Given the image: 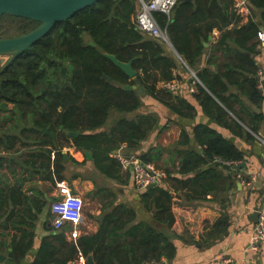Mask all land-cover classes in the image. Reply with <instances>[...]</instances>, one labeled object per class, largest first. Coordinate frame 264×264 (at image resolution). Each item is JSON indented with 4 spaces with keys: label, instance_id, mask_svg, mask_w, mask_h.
Wrapping results in <instances>:
<instances>
[{
    "label": "trees",
    "instance_id": "1",
    "mask_svg": "<svg viewBox=\"0 0 264 264\" xmlns=\"http://www.w3.org/2000/svg\"><path fill=\"white\" fill-rule=\"evenodd\" d=\"M252 1L264 8V0ZM138 4L139 0H100L71 18L57 22L32 48L0 69V111L8 112V104H13L11 114L20 122H25L23 127L16 124L14 128L21 129L22 134L35 133L38 138L41 136V151L38 154L48 157L42 166L49 167V170L53 166L57 181L66 179L63 152L66 146H74L81 151L92 150L94 164L101 173L109 178L126 181L121 162L110 153L122 142L133 147L147 136L156 120L148 116L132 120L123 118L110 133H92L106 124L112 109L128 114L141 107L142 95L139 90L133 87L124 89L122 84L133 86L138 81L146 94L160 99L161 94L171 93L159 89L158 84L175 79L174 70L180 65L186 68L181 63L183 60L196 70L200 83L196 85L199 93L195 97L202 101L206 111L212 115L213 109H217L219 115L225 113L208 90L231 108L219 93V89L227 88L220 76L212 75L208 67L200 70L197 66L200 61L197 58L205 50L208 32L215 25L224 30L220 43L232 40L236 48L227 46L226 49L231 50L235 59L250 63L248 71L251 75L244 81L230 78L231 84H238L252 102L260 104L264 101L257 76L259 67L253 57L258 51L254 45H248L251 39H255V45L258 44L256 40L260 27L251 20L240 28H228L232 20L239 18L235 0H179L173 15L155 13L159 25L167 31L183 59H178L164 41L143 33L137 27L135 18ZM207 14L217 17L218 21L207 23V32L194 42L191 24L204 20ZM7 16L19 19L20 31L17 35L31 31L40 24L32 19ZM261 16L264 20V11ZM90 41L96 45H91ZM107 54L114 55L122 62H130L136 70V77L131 78ZM252 117L258 124L264 120L263 114L252 113ZM250 128L257 132L256 126L250 124ZM68 131L80 133L70 137ZM195 137L204 148L203 154L182 152L180 167L176 171L192 176L185 178L167 171L166 181L170 186L159 183L141 190V202L147 211L153 213V223L136 221V210L125 203L116 204L110 209L104 207L97 219L99 229L94 234L68 241L63 229L48 227L50 234L43 238L32 264H68L69 261L77 260L80 252L85 258L91 256L93 264H158L165 259L172 261L177 253L174 238L185 240V236L179 235L174 229L176 214L173 211V191H176L175 199L182 206H195L206 200L208 193L218 190L217 184L221 179L215 168L202 170L203 165L211 162L216 166H225L215 162L217 157L231 162L245 161V154L235 144L205 125L195 129ZM249 137L253 139L254 135L249 134ZM44 147L46 149H42ZM153 157L158 156L152 150L143 155L142 160L149 163ZM73 163L81 164L75 159ZM233 171L237 172V169L233 168ZM78 176L75 174L69 180ZM103 190L100 189L95 196L104 194ZM16 193L17 190L11 192L9 198L15 199ZM28 197L25 195L26 199ZM36 203L39 204V211L47 205L45 200H36ZM13 211H10L8 222L21 233L12 239L14 256L18 259L33 246L36 225L33 220L24 223L16 221ZM0 212L4 216V188L0 189ZM25 212V216H31L32 205ZM228 224V217L223 213L211 226L206 227L205 236L212 238L220 235ZM0 225L4 231V220ZM9 226L6 224V227ZM67 227L70 228L69 225Z\"/></svg>",
    "mask_w": 264,
    "mask_h": 264
},
{
    "label": "crops",
    "instance_id": "2",
    "mask_svg": "<svg viewBox=\"0 0 264 264\" xmlns=\"http://www.w3.org/2000/svg\"><path fill=\"white\" fill-rule=\"evenodd\" d=\"M139 7L140 3L138 9ZM174 11L173 8L168 16L173 15ZM245 11L244 13L237 11L239 18L232 20L228 25L229 29L240 28L251 20L256 21L260 29L264 28V20L261 16L264 8L258 7L252 0H246ZM215 21H218L217 17L207 14V18L204 20L192 23L194 42H197L207 32L206 24ZM223 31L221 27L213 26L212 31L208 32V40L204 43L205 50L197 58L200 59L197 63L198 69L208 67L211 74L219 75L221 81L227 86L226 89H219V93L227 100L231 108L208 90L224 109L223 115H219L217 109H213V115L207 112L202 101L195 97L199 90L197 87L194 91L192 90V73L197 75L196 70L190 68L182 60L181 63L186 68L183 69L180 65L174 70L176 78L169 81L174 82L177 89L172 91L166 88L165 81L158 84V88L170 92L173 95L172 98L171 94H166V92L161 94L160 99L146 94L145 88L141 85L144 92H140L136 88L142 95V105L139 109L128 114L112 109L106 124L92 132L110 133L111 129L123 118L130 120L139 116L155 118L156 121L152 129L144 139L139 140L133 147L128 146L127 142L119 143L118 148L110 154L113 157V153L118 151L123 155H136L142 160L143 155L153 150V153L158 157H153V161L149 164L165 171L166 177L161 179L160 184L167 186H170L166 181L167 171L178 174L176 171L180 167L182 152L195 151L199 155L203 154L204 148L195 137V129L199 125H205L217 131L245 154V161L240 165L246 163V166L233 167L237 169V172L233 171L232 167L216 166L211 162L202 166V170L215 168L221 175V179L217 184L218 190L208 193L206 200L197 205L190 206V208L182 206L179 200L175 199L176 191H173V211L176 214L174 229L179 235L185 236V240L179 237L174 238L177 253L172 261L163 260L168 264H215L225 258L232 259L233 264H264V250L256 252L248 248L257 220V213L264 202V120L258 124L252 117V113L264 115V101L260 104L252 102L248 94H245L238 84H231L230 78L235 77L237 80L244 81L251 75L248 71L250 63L243 59L242 61L235 59L231 50L226 49L227 46L232 49L236 48L232 40L227 39L223 44L220 43ZM154 38L164 41L169 50L178 56V59H183L168 33L167 39ZM256 41L258 44L255 45V39H251L248 41V45H254L255 50L258 51V54L253 57L255 64L259 67V73V71L264 72V45L259 42L258 38ZM1 58L0 69L5 65L1 62ZM177 75L181 77L178 78ZM257 76L259 77L258 74ZM260 90L264 94V85ZM8 110V112L0 111V189L4 188V216L3 212H0V224L4 220V231L0 225V258H2L0 264H32L40 250L43 238L50 234L48 227H53L51 204L57 196L58 181L53 172V166L50 170L49 167L42 166L43 162L48 161V157L38 154L41 151L39 146L41 136L38 138L35 133L32 135H29L30 133L22 134L21 129L14 128L16 124L23 127L25 122H20L11 114V111L14 110L13 104H8ZM250 124L256 126L257 132L250 128ZM249 134L254 135V138H250ZM7 135L9 136L6 137ZM42 149H46V147ZM86 151L90 152L92 158L86 156ZM63 152L66 164L64 172L66 179L64 180L74 188L78 187V183H82L84 190L89 193L88 195L94 202H97V207L87 212V224L85 227L82 224L80 236L96 233L100 226L97 219L104 207L110 209L119 203H125L136 210V221L154 222L153 213L147 211L141 202V190L145 188L136 184L132 169H129L130 171L123 169L126 181L122 182L105 176L96 168L92 150L81 151L74 146H66ZM54 156L55 153L52 154L53 159ZM73 159L81 164L74 165ZM75 174H79V176L70 181L69 179ZM239 174H242V177H239ZM178 175L187 178L193 174ZM253 177H255L254 180ZM100 189H104V194L95 196ZM15 190H17L15 199H10V193ZM77 191L74 192L81 196L84 195L81 190ZM30 192L32 193L29 195ZM25 195L29 197L26 199ZM36 200H45L47 205L39 211L37 208L39 204L36 203ZM30 204L32 205V215L25 216V209L31 207ZM12 210H14L13 218L16 221L24 223L26 220H33L36 225L33 246L23 257L18 259L14 256L12 239L21 233L8 222ZM223 213L228 217L227 229L220 235L212 236V238L206 237V227L211 226ZM6 224L10 226L6 227ZM63 231L66 239L72 241L67 225ZM207 238L210 239L207 240ZM81 254L80 252V257L77 260L69 261L68 264H88V258Z\"/></svg>",
    "mask_w": 264,
    "mask_h": 264
},
{
    "label": "built area",
    "instance_id": "3",
    "mask_svg": "<svg viewBox=\"0 0 264 264\" xmlns=\"http://www.w3.org/2000/svg\"><path fill=\"white\" fill-rule=\"evenodd\" d=\"M139 1L140 7L135 18L137 27L149 35L167 39V33L159 25L155 13L163 12L169 15L172 9L178 4L179 0ZM235 9L238 12H246V0H236ZM257 38L259 42L264 45V28L258 31ZM192 74V90L194 91L197 83H200V80L195 73ZM258 75L260 78L259 86L261 88L264 85V72L259 71ZM164 86L172 91L177 89V85L174 82H164ZM113 157L121 162L124 170H133L135 182L141 188H146L152 183H160L161 179L166 177L165 171L155 168L152 164L143 162L136 155H123L117 151L113 153ZM215 162L230 167H238L241 164V162L226 161L218 157L215 159ZM239 177H242V174H239ZM254 179L255 177H253V180ZM56 187L57 196L51 204L53 218L52 226L57 230H61L64 229L66 225H69V235L71 239L77 240L81 235V226L85 223L84 199L80 194L73 191L71 184L66 180L58 181ZM248 248L256 252L264 250V202L259 208L253 235ZM215 264H233V261L232 259L225 258Z\"/></svg>",
    "mask_w": 264,
    "mask_h": 264
},
{
    "label": "water",
    "instance_id": "4",
    "mask_svg": "<svg viewBox=\"0 0 264 264\" xmlns=\"http://www.w3.org/2000/svg\"><path fill=\"white\" fill-rule=\"evenodd\" d=\"M100 0H0V18L4 15H13L17 17H23L38 21L40 24L31 31L22 33L20 35L3 36L0 35V56L1 62L5 63V66L10 65L19 55H21L28 48L37 43L40 39L46 36L56 25L57 22L64 21L74 16L77 12L93 5ZM90 44L95 46L93 41ZM4 56H9V59ZM116 65L121 67L130 77L136 76V70L133 69L130 62H122L114 55L107 54ZM111 80V77H108ZM124 89L138 88L140 92H144V88L135 82L133 86L130 84H122ZM45 132H48L47 130ZM79 131H68L67 134L70 137H75L79 134ZM88 158H92L89 151L85 152ZM67 157V156H66ZM246 166L243 163L239 167ZM227 168L230 166L226 165ZM159 182L152 183L148 188L158 185ZM258 214V213H257ZM11 255V253H10ZM4 256V255H2ZM2 258H0L1 260ZM89 263L93 264L92 257H88ZM159 264H168L167 261H163Z\"/></svg>",
    "mask_w": 264,
    "mask_h": 264
},
{
    "label": "rangeland",
    "instance_id": "5",
    "mask_svg": "<svg viewBox=\"0 0 264 264\" xmlns=\"http://www.w3.org/2000/svg\"><path fill=\"white\" fill-rule=\"evenodd\" d=\"M19 22L20 21L17 18L10 17L7 15L2 16L0 18V35L6 36V37L12 36V35H17L16 33L18 31H20ZM87 39H89L88 36H87ZM0 57H2V56H0ZM4 57L9 59V56H4ZM77 186H78L77 188L72 187L73 190L77 191L79 189L84 193V195H82V196L84 197V202H85V206H84L85 223L83 225V227H85L87 224V212L89 210L95 209L97 207V202L96 201L94 202L92 197L90 195H88L89 193H87V191L84 190L82 183H80V184L78 183Z\"/></svg>",
    "mask_w": 264,
    "mask_h": 264
}]
</instances>
